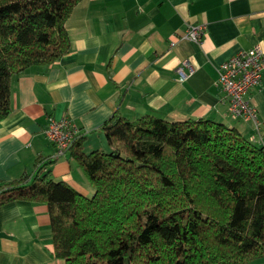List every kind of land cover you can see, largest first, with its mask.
<instances>
[{
	"label": "trees",
	"instance_id": "obj_1",
	"mask_svg": "<svg viewBox=\"0 0 264 264\" xmlns=\"http://www.w3.org/2000/svg\"><path fill=\"white\" fill-rule=\"evenodd\" d=\"M80 0H0V121L11 81L69 49L64 24ZM109 151L68 152L94 192L50 178L56 159L0 183V205L44 203L65 264H248L264 258V148L210 120H127L98 128ZM67 152V153H68Z\"/></svg>",
	"mask_w": 264,
	"mask_h": 264
},
{
	"label": "crops",
	"instance_id": "obj_2",
	"mask_svg": "<svg viewBox=\"0 0 264 264\" xmlns=\"http://www.w3.org/2000/svg\"><path fill=\"white\" fill-rule=\"evenodd\" d=\"M196 24L204 26L202 40L183 38ZM64 27L66 54L12 78L11 112L0 121V183L31 171L38 156L52 159L45 129L63 117L83 131L84 153L110 150L98 128L116 112L127 120L215 121L264 148V73L247 94L258 126L233 118L216 84L229 57L255 44L264 52V0H80ZM48 169L52 180L93 194L69 152ZM0 264H65L54 254L46 204L0 205Z\"/></svg>",
	"mask_w": 264,
	"mask_h": 264
},
{
	"label": "built area",
	"instance_id": "obj_3",
	"mask_svg": "<svg viewBox=\"0 0 264 264\" xmlns=\"http://www.w3.org/2000/svg\"><path fill=\"white\" fill-rule=\"evenodd\" d=\"M204 35L202 24L189 25L183 38L200 42ZM183 62L177 69L181 77L185 76ZM264 73V52L258 44L245 51H240L219 64L216 84L221 88L227 101L229 114L233 118L251 121L258 126L257 112L248 99L250 89L258 87ZM83 135L71 120L66 117L51 119L45 129V136L54 147L52 159L63 157L73 142Z\"/></svg>",
	"mask_w": 264,
	"mask_h": 264
},
{
	"label": "rangeland",
	"instance_id": "obj_4",
	"mask_svg": "<svg viewBox=\"0 0 264 264\" xmlns=\"http://www.w3.org/2000/svg\"><path fill=\"white\" fill-rule=\"evenodd\" d=\"M107 151H109V150H107Z\"/></svg>",
	"mask_w": 264,
	"mask_h": 264
}]
</instances>
